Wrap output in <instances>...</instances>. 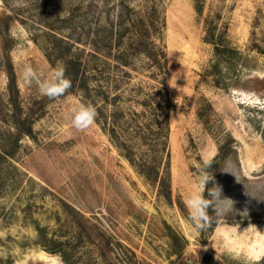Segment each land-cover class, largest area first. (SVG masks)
Masks as SVG:
<instances>
[{
	"label": "rangeland",
	"instance_id": "rangeland-1",
	"mask_svg": "<svg viewBox=\"0 0 264 264\" xmlns=\"http://www.w3.org/2000/svg\"><path fill=\"white\" fill-rule=\"evenodd\" d=\"M198 1H161L173 104L169 199L111 137L113 126L125 139L136 134L138 86L156 84L143 55L130 57L133 67L120 64L119 50L133 36L129 5L140 10L144 0H0V148L19 140L13 155L0 158V264H255L264 256V0H200L203 13ZM207 23L240 50L228 88L204 76L214 57ZM5 46L19 110L9 96ZM80 48L99 50L108 72L89 95L78 89L52 100L20 79L25 64L49 72ZM86 58L92 68L96 60ZM80 104L97 111L86 131L71 124ZM18 113L31 129L18 131ZM227 141L215 181L236 212H209L218 223L193 234L185 200L197 190L202 161ZM172 232L181 238L176 244Z\"/></svg>",
	"mask_w": 264,
	"mask_h": 264
},
{
	"label": "trees",
	"instance_id": "trees-1",
	"mask_svg": "<svg viewBox=\"0 0 264 264\" xmlns=\"http://www.w3.org/2000/svg\"><path fill=\"white\" fill-rule=\"evenodd\" d=\"M161 1L162 0H144L142 9L140 10H136L129 5L127 19H129V23L133 25V36L131 45L126 49L119 50V52L124 55L122 58L124 63L120 64L133 67L134 64L130 57L138 54L143 55L144 59H146L143 69H145L150 78L156 81V84L150 85L149 91L144 89L143 85L138 86L137 91L143 93L144 96L143 100L140 101L143 110L141 112H133V115L136 116L134 118V133L136 134H129L131 138L125 139L117 130L116 126H113L111 129V137L137 171L145 176L146 179L158 183L159 192L171 199L169 140L171 130L170 113L173 104L168 88L169 64L166 44L164 42L166 18ZM196 9L199 13H203L204 8L200 0L196 4ZM4 13L5 12L2 14ZM126 30L129 31V27ZM135 32L137 33L136 35ZM205 38L214 46V57L209 67L205 70L204 76L211 77L214 85L228 88L234 81L228 80L229 77L227 75L229 73H235L240 63V50L226 40L222 34L217 32L213 24L207 23ZM4 53L6 57L4 65L8 76L10 100L11 103L13 102L14 106H18L19 110L21 109L19 88L15 69L9 56L8 46L4 47ZM86 56H90L91 59L96 60L92 68L89 67V60H87ZM62 57L65 59V75L71 81V88L68 92L79 89L89 95L95 88L92 86L95 79L97 80L99 77L108 78L106 69H103V67L101 68L102 55L99 53V50L87 52L86 48H80L77 55H64ZM104 63L110 65L107 61ZM126 76L130 77V73L127 72ZM97 90L103 93L106 92V88L103 84H99ZM121 97L120 93H116L112 99L115 102ZM20 115L21 113L17 114L18 118H16L15 123L17 124L18 131L22 133L26 124L29 129L32 128V122L30 118H28L29 116L25 117V119L28 118L27 121H21ZM115 119L119 124L124 125L122 119L115 116L113 120L114 124H117ZM106 121L107 120L102 122L107 123ZM230 138V141L234 142V138H232V136ZM133 139L136 140V144L130 143L133 142ZM13 143H15L16 146H12V150H8L6 144L0 148V158H7L8 155L14 154L15 149L19 145V140L15 137ZM229 145L228 141L224 142L220 146L219 154L212 159L213 163L210 171L214 174L215 179L218 176L222 162L227 157L228 149H226V147ZM209 187H211V185H209ZM211 211L213 210L209 209V212ZM217 223L218 219L213 215L210 220V227H214ZM38 230L41 233L44 232V228L40 226H38ZM171 237L174 243L179 242L181 239L175 232L171 233ZM255 264H264V256L256 261Z\"/></svg>",
	"mask_w": 264,
	"mask_h": 264
},
{
	"label": "clouds",
	"instance_id": "clouds-1",
	"mask_svg": "<svg viewBox=\"0 0 264 264\" xmlns=\"http://www.w3.org/2000/svg\"><path fill=\"white\" fill-rule=\"evenodd\" d=\"M20 79L25 87L35 86L41 96L52 100L63 97L71 88V81L66 77L63 66H57L45 72L31 64H25L20 73ZM96 118L97 111L93 105L80 104L71 113V124L79 131H86L96 123ZM212 163L211 159L202 161L196 170L197 190L185 200L193 234L202 232L210 226L209 209L217 215L236 212L234 201L222 195V187L216 183L215 176L210 171ZM223 172L235 177V173L230 170L229 166H226Z\"/></svg>",
	"mask_w": 264,
	"mask_h": 264
}]
</instances>
